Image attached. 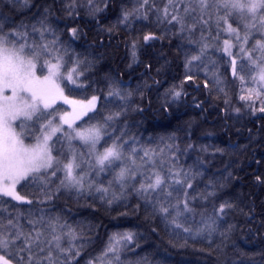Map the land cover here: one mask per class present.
I'll return each instance as SVG.
<instances>
[{
  "label": "snow or ice",
  "instance_id": "obj_1",
  "mask_svg": "<svg viewBox=\"0 0 264 264\" xmlns=\"http://www.w3.org/2000/svg\"><path fill=\"white\" fill-rule=\"evenodd\" d=\"M0 5V264H264V0Z\"/></svg>",
  "mask_w": 264,
  "mask_h": 264
},
{
  "label": "trees",
  "instance_id": "obj_2",
  "mask_svg": "<svg viewBox=\"0 0 264 264\" xmlns=\"http://www.w3.org/2000/svg\"><path fill=\"white\" fill-rule=\"evenodd\" d=\"M0 7H3V5H0ZM120 56H123V52L122 51L120 52ZM113 63L116 64V65H119L120 64V60L118 58L117 59H114L113 60ZM138 71H143V69L142 68L141 69H138ZM189 91H191V89H189ZM194 95L199 96L200 94L199 93H194ZM193 115H195V114L193 113ZM184 119H187V117H184ZM164 122L167 123V121H164ZM173 123H175V121H173ZM207 127L210 130H214V131H217V132L220 131L218 128H215V129L212 128L211 125H208ZM232 139L233 140H237L238 138L235 135H233L232 136ZM241 142H243V141H241ZM166 241H167V237L160 238V237L153 236V237L150 238V243L151 242H154L155 245H157L160 248L161 251L164 248L167 247ZM202 246L203 245H199V244L196 245L197 248L202 247ZM152 250L153 249H149V251H152ZM168 251L170 253H172V255H173V264H175V261H177V260H191V261H195V260L199 259V257L197 255H195V254H193L191 252V250L184 251V252H173V250L171 248H168Z\"/></svg>",
  "mask_w": 264,
  "mask_h": 264
}]
</instances>
